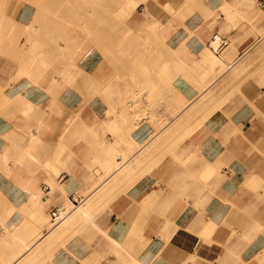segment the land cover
I'll return each mask as SVG.
<instances>
[{
	"label": "crops",
	"instance_id": "obj_1",
	"mask_svg": "<svg viewBox=\"0 0 264 264\" xmlns=\"http://www.w3.org/2000/svg\"><path fill=\"white\" fill-rule=\"evenodd\" d=\"M168 4L148 14L159 28L139 19L137 47L47 44L41 77L13 69L0 264H264V200L253 204L264 198V8L197 0L179 17ZM217 33L229 39L220 55ZM69 197L85 214L50 237L49 209ZM226 223L260 238L243 248Z\"/></svg>",
	"mask_w": 264,
	"mask_h": 264
},
{
	"label": "rangeland",
	"instance_id": "obj_2",
	"mask_svg": "<svg viewBox=\"0 0 264 264\" xmlns=\"http://www.w3.org/2000/svg\"><path fill=\"white\" fill-rule=\"evenodd\" d=\"M90 1H93L94 3L99 2V4H94L93 2L87 3V0H0V8L3 10V20L6 23V29L4 33H2L0 42V82L2 84L0 87V107L4 106L5 102L7 101L6 93H9V91L11 90V81L13 80L12 74L14 72L13 69L21 68L23 59L30 52L32 46L34 45L32 40H34L35 34L30 33V31L27 30L29 25L35 24L39 26V33H41V35L39 36L38 41L43 42V45L45 47L47 46V44L55 45L54 38L58 40L60 33H56L54 30L49 29V27L43 26V23H46L47 20H49V23L53 22L56 24L59 18L56 17L54 13L60 10L61 14L66 8H71V20L73 22L86 27L89 31L93 30L92 27H99V29L102 28L104 30L100 31L102 33L98 32V35H96L97 33L93 31L94 34H89V36L87 37L81 36L82 39H84V41L81 43V48L94 47L100 49L101 47L119 46L121 48V43L130 44V42H135V44H138L137 31H140L145 27H147V29H153L148 25L150 22H148L145 27H141L140 23H138L139 19L146 16V14L148 15L149 13H151L153 9H160L159 7L155 6L157 0H148L147 2L141 3L136 9L137 11L135 10V12L131 15H113L110 14L111 10L115 7V3H112V0ZM90 1L88 0V2ZM50 2H57L56 7H50V5H47H53V3ZM255 3L257 6V0H255ZM83 4L87 8L84 7ZM171 6L176 7L177 9L183 8L188 11V6L184 2V0H177V5ZM96 8L100 13H97L95 11L97 10ZM79 9H83L84 14L80 15ZM164 9L168 10L166 7H164ZM93 22L95 25L93 24ZM109 24L113 29L110 32L107 30ZM151 24L152 23H150V25ZM90 25L91 27L90 29H88ZM39 44L41 46V43ZM44 46L40 48H42L43 50ZM110 56H117V54L110 53ZM125 56H128V54H126ZM110 58H107L108 62H111V60H109ZM6 76H9V79ZM231 200L232 201H225V199H222V203L225 206L238 207L246 201V198H236ZM263 200L264 198L257 197L253 199V204L255 206H260L263 203ZM238 216L243 221L246 220V214H238ZM248 217L250 219L248 221H253L252 214H249ZM49 218L50 216H48V231L50 230V228H53L51 224L49 226ZM242 224L244 225L245 222H243ZM223 226L231 230V240H238L237 236L239 235V233H243L241 240H239L243 248L246 247V245L251 246L256 244L262 232V229L260 228L250 229L247 230L246 236V230L244 231V229L240 227L239 224L234 225L226 223ZM234 226L236 227V229L233 228Z\"/></svg>",
	"mask_w": 264,
	"mask_h": 264
},
{
	"label": "bare ground",
	"instance_id": "obj_3",
	"mask_svg": "<svg viewBox=\"0 0 264 264\" xmlns=\"http://www.w3.org/2000/svg\"><path fill=\"white\" fill-rule=\"evenodd\" d=\"M109 1H111V0H109ZM147 1L148 0H112V3H115V7H114V9L111 10V13L110 14H113V15L118 14V15H125V16L131 15V14H133L135 12V10L137 9V7L141 3L147 2ZM196 1L197 0H184V2L186 3V5L188 6V11H186V9H183V8L177 9L176 7H172L170 4L166 5L165 7L171 13H173V14L177 13L178 16L180 17L183 13L184 14H189V12H191L193 9H195V8H193V5L192 4H194ZM249 1L255 3V0H249ZM91 2H93V1L88 2V0H87V3H91ZM50 3H53V5L52 4H47V5H50V7L51 6L56 7V5H57V2H50ZM83 3H86V2H83ZM94 4H99V2L98 3H94ZM83 6H84V4H83ZM84 7H86V6H84ZM203 8L204 7H200V8H197V9H203ZM248 8H251V6H248ZM92 9H94V8H92ZM252 9L257 10L255 6H252ZM95 11L97 13H100V12H98V9L95 10ZM96 12H94V13H96ZM2 13H3V10L0 8V42H1L2 33H4V31L6 29V23L3 20ZM79 14L80 15L81 14H84L83 9H79ZM54 15L59 18L58 19V22L56 24L53 23V22H50L49 23V20H47L46 23L45 22L43 23V26L49 27V29L54 30L56 33H60V35L58 37L59 38L58 40L54 38V40H55V46L58 47V48H59V45L61 43L63 44V46L65 48L79 47L81 45V43L84 41V39H82L81 36H86L87 37V36H89V34L90 35L91 34H94V32L97 33L96 35H98V32L104 31L102 28L99 29V27L98 28H95V27L93 28L92 27L93 30L89 31V30H87L86 27H84V26H82L80 24H77V23L73 22L71 20V15H72L71 8H66L63 11V13H61V14H60V10L59 11H56L54 13ZM143 23H145V25H147V23H148V17H146V19L143 21ZM87 24H89V23H87ZM93 24H94V22H93ZM148 25H149L150 28L152 27L153 29H156V28L159 27L160 23L158 21H154L151 25H150V23ZM90 27H91V25L88 27V29H90ZM187 29H188V27H187ZM27 30L30 31V33L35 34L34 35L35 38H34V40H32V42H33L34 45L32 46L30 52L23 59L22 66H21V68L19 70L18 77L20 78L22 76H28L29 78H32V79L34 78L35 79V78H39V77H41L43 75L44 71L51 65V61L52 60L48 59V57H47V55L45 53L46 50H45V46L43 45V42H39L38 41V38L41 35V33H39L40 32L39 26L38 25H35V24L29 25ZM107 30L109 32L113 30L112 29V26L110 24L107 27ZM100 33H102V32H100ZM39 43H41V46H40ZM162 43H164V42H162ZM120 45H121V48H123V49L124 48L129 49V48H133V47H136L137 46V44H135V42H130V44L129 43L128 44L127 43H124V44L121 43ZM42 46H44L43 47V50H42V48H40ZM112 57H114V56H112ZM110 60L111 61H116V59L112 60V58ZM85 210H86V208H83L82 206L77 207V209H75L74 212H72L61 223H59L56 226H52L51 225L53 228L50 229V237H61V236H63L67 232L70 223L72 221H74L77 216L79 217V216L84 215L85 214ZM49 226H50V223H49Z\"/></svg>",
	"mask_w": 264,
	"mask_h": 264
},
{
	"label": "built area",
	"instance_id": "obj_4",
	"mask_svg": "<svg viewBox=\"0 0 264 264\" xmlns=\"http://www.w3.org/2000/svg\"><path fill=\"white\" fill-rule=\"evenodd\" d=\"M257 5L264 8V0H257ZM209 46L214 53L220 55L229 46V39L220 34H215ZM42 191L45 195H49L52 189L49 185H44ZM81 205V200L73 197L65 198L63 203L49 209V223L52 226L58 225Z\"/></svg>",
	"mask_w": 264,
	"mask_h": 264
}]
</instances>
